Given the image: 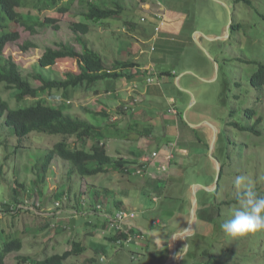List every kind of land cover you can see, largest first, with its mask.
<instances>
[{
    "label": "rangeland",
    "instance_id": "obj_1",
    "mask_svg": "<svg viewBox=\"0 0 264 264\" xmlns=\"http://www.w3.org/2000/svg\"><path fill=\"white\" fill-rule=\"evenodd\" d=\"M27 1V6L19 8L27 16L30 12L61 19L58 29L38 25L37 33L23 25L10 24L11 29L20 31L21 37L9 42L4 54L13 57L23 75L35 85L41 84L34 78L37 72L58 78L63 76V71H79L76 58L60 59L57 65L45 68L38 62L46 48H55L61 43L82 50L78 36L102 55L107 67H112L116 59L150 65L143 82L137 86L124 78L105 79L94 87L71 88L61 103L65 111L96 125L105 127L109 119H114L122 129V136L108 139L109 154L116 158L130 157L129 149L134 150L142 143L145 149L141 154L147 156L149 164L155 165V170L133 175L112 169L97 176L82 177L74 173L69 177V162L56 157L45 173L40 170L43 165L40 159L63 135L33 131L21 139L4 123V117H0V229L3 230H0V253L4 240L17 236L12 234L15 229L28 231L23 248L10 253L6 257L7 264H28L18 260L20 255L44 258L62 253L72 247V240L81 241L88 249L92 238L86 233L96 228L100 231L93 240L98 243L102 239L110 250L93 248L91 252L86 249L83 254L71 256L65 264H88L86 259L90 255L96 261L104 257L102 264H158L160 254L159 264H164L174 245L176 255L169 264H208L209 259L212 264H264V230L232 238L221 228L232 209L239 206L233 183L236 176L247 177L257 192L264 195V87L256 88L251 83L258 64L264 63V0H160L161 5L156 0H94L102 6L120 8L116 16L99 21L89 20L82 14L91 0H74L71 4H68L71 0H59L60 5L70 7L64 14L49 2H45L40 12L34 0ZM159 10L166 12V23L155 33L154 13ZM74 21L88 22L89 33H75ZM196 33L201 34L206 51L196 42L195 37L199 36ZM26 41L36 46L24 51L21 46ZM153 57L157 59L152 62ZM165 70L173 74L158 75ZM151 75L154 79L148 82L147 76ZM16 92L17 89L9 90L0 83V95L11 107H26L35 101L33 98L19 100ZM53 94L61 95V92ZM53 97L58 98L48 94L43 100L51 102L49 99ZM55 102H60V98ZM252 107L256 115L250 117L244 110ZM173 108L180 114H175ZM102 110L109 118L94 114ZM259 117L263 119L260 121ZM202 122H211L218 128L213 154L223 166L219 176L210 157L213 129L204 127L205 123L200 128L191 125ZM251 127H255V131ZM111 130L115 131V127L111 126ZM168 138L171 141H167ZM75 139L70 138L69 146L77 143ZM92 142L93 139L88 140L87 148ZM169 149L175 154L185 149V153L176 154L178 157L174 154L173 161L176 160L171 163L172 167L169 163L164 170L165 162H162L157 168ZM153 151H158L159 157L153 156ZM216 179L213 190L202 188L198 193L195 232L186 239H171L170 233L177 226L188 227L193 185H212ZM156 183L163 188L156 190ZM16 188L20 190L16 192L20 204L16 207L11 203L12 209H25L18 217L2 210V202L11 200ZM38 190L43 196L37 201L41 200L43 206L32 205ZM93 192H98L97 198ZM115 199L123 200L125 209L132 210L135 221H141L145 228L152 227L153 220L160 221L156 223L157 228L167 230L164 242L159 241L166 246L163 254L152 251L151 258L137 257L135 243L118 246L105 237L108 233L105 229L92 225L100 220V217L86 216L94 210L93 206L98 214L107 215L109 205L117 206ZM96 200L98 203H94ZM49 207L56 211L53 216H59L58 212L76 211L77 214L65 213L68 229L59 226L57 231L51 230L54 223H62L58 217L49 220L48 229L43 226L48 222L45 216L49 213L45 209L50 210ZM139 216H143V220ZM72 227H75L76 239L72 236ZM186 246L183 257L178 258V253Z\"/></svg>",
    "mask_w": 264,
    "mask_h": 264
},
{
    "label": "trees",
    "instance_id": "obj_2",
    "mask_svg": "<svg viewBox=\"0 0 264 264\" xmlns=\"http://www.w3.org/2000/svg\"><path fill=\"white\" fill-rule=\"evenodd\" d=\"M73 1L74 0L69 1L70 3L68 4H71ZM45 2H49V5L58 6V11L63 14L70 10L68 4L60 5L59 0H34V6L42 12L46 6ZM27 5V0H0V83H4L5 87L9 90L17 89L18 92H16V97L19 100L23 98H33L35 101L26 107L13 108L11 107V103L0 95V117H4V123L11 127L12 132L21 139L27 137V135L33 131L45 132L48 134L60 133L63 135V138L55 142L44 157L40 159L43 162L40 170L43 172H47L56 157H60L69 162V177L74 173H78L82 177H91L104 174L112 169L121 171L129 170V162L126 161L124 157H113L109 154L107 149L109 138L122 136V133H120L122 129L119 128L118 123L109 119V123H107L105 127L103 125H96L89 120L65 111L61 102L65 95H68V91L71 88L83 86L94 87L99 81L105 79L142 78L149 72L148 69H142L141 62L139 61L126 59H116L113 61L112 67H107L102 55L93 48H90L86 42L78 36V40L83 46L82 50H77L76 47L71 44L61 43L58 47L46 48L38 62L40 66L45 68L57 65L60 59L76 58L79 64V71H63V76L58 78H49L45 74L37 72L34 74V78L41 84L35 85L33 81L23 75L20 65L13 57H6L4 54L6 45L9 42L17 41L21 37L20 31L11 29L10 24H20L25 26V28L32 33H37L38 25H41V27H53L58 29L61 19L59 16L32 15L30 12V15L27 16L19 9ZM119 12V7L102 6L94 0H91L88 9L82 11V14L89 20L99 21L116 16ZM72 29L75 33L81 32L86 34L89 33L91 25L88 22L74 21L72 23ZM35 46L33 42L26 41L21 47L24 51H27ZM164 73L173 74L172 71L167 70L162 71L159 75ZM251 83L254 87L263 89L264 63L260 62L258 64V69L251 77ZM62 91H64V93ZM53 92H61V95L53 94ZM48 94L60 97V102L56 103L54 101L57 100V97L50 98L49 101L51 102L43 100V97H48ZM68 102H71V100H68ZM88 112L90 111L88 110ZM244 112L250 117L256 115L254 107L245 109ZM178 113L180 114L179 110ZM94 114L109 118L108 113L103 110ZM262 119V117L258 118L260 121ZM111 126L115 127V131L111 130ZM251 129L255 131V127H251ZM72 137H75V141H77L73 147L69 146V140ZM200 138L203 141L202 137ZM90 139H93V142L90 147L87 148L86 145ZM158 187L162 189L163 185L158 184ZM17 191L20 192L18 188L14 189L15 195L11 200L2 202V210H5V212L8 211V214L16 217H18L20 212L24 209L22 207H20L19 210L17 209V211H13L14 209H12L13 205L17 207L18 204H20L19 199H17ZM37 192L38 196H33V198H36L34 204H37V200L40 199V196H43L40 190ZM98 195V192L94 193V197L97 198ZM11 203L13 205H11ZM41 205L43 206V202L40 200L39 206ZM12 211L13 213H11ZM51 218V216L47 217L48 222L43 225L47 229L50 226L49 224H51L49 223ZM202 218L206 219L205 217ZM207 221L211 222V220ZM106 223L107 221L104 223L102 222V226L105 227ZM59 226L64 227L67 225L64 223H54L51 230L57 231L56 227ZM0 230L3 231L2 229ZM12 234H16L17 236L9 240H4L1 247L0 264H7L6 257L10 253L20 251L23 248L24 238L28 234V231L26 229L20 231L17 228ZM125 236L127 237V235L123 233H118L115 236L108 235L107 237L114 242L118 237L125 238ZM71 245V248L64 250L62 253H53L51 255H46L44 258L21 255L17 258L20 262H27L28 264H65L71 256L83 254L86 250V246L79 240H72ZM188 254L189 252L187 256ZM89 262V264H94L95 258L93 257ZM207 262L208 264L213 263L211 259Z\"/></svg>",
    "mask_w": 264,
    "mask_h": 264
},
{
    "label": "crops",
    "instance_id": "obj_3",
    "mask_svg": "<svg viewBox=\"0 0 264 264\" xmlns=\"http://www.w3.org/2000/svg\"><path fill=\"white\" fill-rule=\"evenodd\" d=\"M164 11H166L165 9H164ZM165 15H166V12H165ZM199 35V36H197L198 37V39L201 41V39H200V33H196V35ZM202 42V41H201ZM155 59H157V57H153L152 58V62L155 60ZM124 60V59H123ZM150 67V65H148V66H145V65H142L141 66V68L143 69V68H149ZM165 71H167V70H165ZM157 72V71H156ZM158 75H159V73H158ZM147 77H149V76H147ZM151 77H154V76H152L151 75ZM178 77V76H177ZM176 77V78H177ZM180 78V77H179ZM207 78V77H206ZM124 79H126V78H124ZM142 79V80H141ZM127 81H131L132 82V85H133V83H134V85H138V83L139 82H143V80H144V77H142V78H139V77H135V78H131V79H126ZM177 80H178V78H177ZM112 84H114V83H112ZM116 84V83H115ZM145 96H146V94H145ZM171 100H174V97H171ZM175 106V105H174ZM178 111V110H177ZM175 114H178V112L177 113H175ZM114 120V119H113ZM202 123H205V122H202ZM211 123V122H210ZM193 124H197V123H193ZM129 127L131 126V123H130V121H129V123L127 124ZM127 126V127H128ZM204 127H209L208 125H206V124H204L203 125ZM201 127V125L199 126V127H197V128H200ZM206 130V129H205ZM207 131V130H206ZM205 131V132H206ZM165 133H168V131H166ZM166 135V134H165ZM167 141H171L170 140V138H168V140ZM145 144V143H144ZM176 144H177V141H176ZM179 144V143H178ZM165 145V144H164ZM162 147V146H161ZM143 148L145 149V147L142 145V143L141 144H138L137 145V147L134 149V150H132V149H129V153H130V157L129 156H125V155H122V157H124L125 159H126V161H128L129 162V166H128V169L129 170H127L126 172H128V174H132L133 173V175H135L134 174V172H135V170L139 167V166H141L142 164H143V162L145 163H147V169L150 171L151 169L152 170H155V165H153V164H149L148 163V160H147V156L145 155V156H143L144 154H141L142 152H143ZM168 149V148H167ZM174 149V148H173ZM172 149V150H173ZM183 150V152H181V153H179V152H176V154H184L185 152V149H182ZM173 152H174V150H173ZM146 154V153H145ZM174 154H175V152H174ZM175 154V155H176ZM178 155H176L177 157H178ZM159 157V156H158ZM176 158V157H175ZM176 159H174V161H175ZM178 160V159H177ZM174 161H172V164H173V162ZM162 162L164 163L165 162V156L163 155L162 157H161V160L158 162V166H157V168L159 167V164L161 163L162 164ZM172 164L170 163V166L172 167ZM146 169V170H147ZM146 170H145V172H146ZM151 170V171H152ZM134 171V172H133ZM132 172V173H131ZM144 172V173H145ZM153 172V171H152ZM137 174V173H136ZM137 175H139V174H137ZM148 176H149V178L151 177V175L150 174H148ZM156 186H158V183H156ZM156 190H160V187H157V189ZM201 190V189H200ZM200 190L198 191V193L200 192ZM155 191H153L152 193H154ZM93 195H94V192H93ZM13 197V196H12ZM156 199V198H155ZM164 202H166L165 200H164ZM198 202H199V198H198ZM94 203H98L97 202V200H96V202H94ZM114 203V202H113ZM115 203H117V206H114V205H109L107 208H109L108 210V214L107 215H105V213H100V214H98L99 213V211H97L96 209H95V206H93V208H94V210L93 211H90V212H88V214L86 215L88 218H91L92 216L94 217H97V218H99L100 217V220H99V222H94V223H92V222H88V224L89 223H92V225L94 224L95 226V228L96 227H100V228H104L103 226H102V222L104 223L105 221H106V219L107 218H110V217H112L113 215H114V212H115V209H117V210H119V209H121V208H123L124 207V209L126 208L125 207V204H124V202H123V200H116L115 199ZM120 203H122V204H120ZM141 204L143 205L144 203H143V200H141ZM121 205V206H120ZM147 208H150L148 205L146 206ZM51 207H49V209H50ZM80 208H81V206H80ZM132 209V208H131ZM68 210V209H67ZM127 210H129V209H127ZM45 211H46V213H49V214H47V216H45V218L46 217H48V216H51V217H58L59 218V222H62V223H64L65 225H67V226H65L64 227V229H68V221H67V219H66V215H65V213L66 212H70V213H76V211L75 210H71V211H65V212H63V214H60V212H58L59 213V216H53V215H55L56 213V211L53 209H50V210H48V209H45ZM132 211V210H131ZM181 213V212H180ZM77 214V213H76ZM83 217H85L84 215H82ZM142 217V218H141ZM138 218V217H137ZM146 218V217H145ZM135 219L136 218H134V219H130V220H128L126 223H125V226L127 227V228H129V229H131L132 231H137V230H139V231H142L143 233H144V235H143V237L142 238H139V239H136L135 241H133L132 243H135L136 245L135 246H137V251H135V253H136V256L138 257V256H149L150 258H151V256H153L152 254H151V252L152 251H155V253H162V252H165L166 251V246L164 245V244H161V243H163L164 242V240H165V238H164V236H165V234L167 233V230H160L159 228H157V225H156V223L157 222H160L159 220H156V222H155V220H153L152 221V227H149V228H145L142 224H141V221H135ZM139 219L140 220H143V216H139ZM169 223H171L170 221H169ZM197 225V224H196ZM74 228L75 227H72L71 229H73V233H72V236H74V238H75V231H74ZM62 229H63V227H62ZM98 231H100V230H98L97 228H96V230H94V231H92V230H89V231H87V233H86V236H90L91 238H92V240H91V244L89 245V248L87 249V247H86V249H87V251H91V250H93V248H95V249H99V250H101V251H108V250H110L109 248V246H108V243H106L105 241H103L102 239H99L100 240V242H96L95 240H93V236L94 235H98ZM77 235V234H76ZM78 236V235H77ZM101 236H103V235H101ZM78 237H80V236H78ZM105 237H107L106 235H105ZM76 239V238H75ZM161 243H160V242ZM72 243V242H71ZM160 243V244H159ZM156 244V245H155ZM86 246V245H85ZM113 248V247H112ZM86 251V250H85ZM84 251V252H85ZM92 252V251H91ZM151 254V255H150ZM159 255V254H158ZM159 258L161 257V254L158 256ZM135 258V257H134ZM159 258H157V262H158V264H159ZM90 259H93V256L92 255H90V257L88 258V259H86V260H88V264L90 263L89 261H90ZM97 259L95 258V261H96Z\"/></svg>",
    "mask_w": 264,
    "mask_h": 264
},
{
    "label": "clouds",
    "instance_id": "obj_4",
    "mask_svg": "<svg viewBox=\"0 0 264 264\" xmlns=\"http://www.w3.org/2000/svg\"><path fill=\"white\" fill-rule=\"evenodd\" d=\"M233 183L239 206L233 208L229 219L222 223L223 232L229 237L241 238L264 230V195H260L243 175L236 176ZM191 224L183 229L177 226L170 233L171 239L185 238L193 231ZM186 249L187 246L178 253V258L183 257Z\"/></svg>",
    "mask_w": 264,
    "mask_h": 264
},
{
    "label": "built area",
    "instance_id": "obj_5",
    "mask_svg": "<svg viewBox=\"0 0 264 264\" xmlns=\"http://www.w3.org/2000/svg\"><path fill=\"white\" fill-rule=\"evenodd\" d=\"M157 1V3L159 4V5H161L162 3H161V1L160 0H156ZM154 18L156 19V21H157V23L155 24V33H158V32H160L161 31V29H162V27L165 25V23H166V15H165V12H162L161 10H159V11H156L155 13H154ZM157 37V36H156ZM155 46V45H154ZM154 46H152V49L151 50H154L155 49V47ZM153 79H154V77H148V82H151V81H153ZM58 98H60V97H58ZM57 98V99H58ZM173 110H174V112L175 113H177L178 111L175 109V108H173ZM153 156H155V157H158L159 156V152L158 151H153V154H152ZM165 163L162 165V168L164 169V170H166L167 169V165L169 164V163H171L172 161H173V158H174V152H173V150L172 149H169V150H167L166 152H165ZM147 169V163L145 162H143V164L141 165V166H139L136 170H135V172H134V174H143L144 172H145V170ZM132 173V172H131ZM133 174V173H132ZM37 206H39V201H37ZM57 204H59V203H57ZM32 205H34V202H32ZM58 206H60V204L58 205ZM22 208H24V207H22ZM99 208H101V205H99ZM99 210V209H98ZM135 218V213L134 212H132L131 210H127V209H124V208H121V209H119V210H117L116 212H115V214L112 216V217H110V218H108V219H106V221H107V223H106V225H107V227H106V225H105V227H104V232L106 231V232H108V233H106V235H111V236H115V235H117L118 233H123V234H125V235H127V237L125 236V238H117L115 241H114V243L115 244H117L118 246H122V245H124L125 243H127V244H130V243H132L133 241H135L136 239H139V238H142L143 237V235H144V233L142 232V231H139V230H137V231H132L131 229H129V228H127L126 226H125V223L128 221V220H130V219H134ZM54 226V225H53ZM109 229V230H108ZM104 256V255H103ZM133 258H134V256H133ZM105 261H104V257H101L98 261H96L95 263L96 264H102V263H104Z\"/></svg>",
    "mask_w": 264,
    "mask_h": 264
},
{
    "label": "water",
    "instance_id": "obj_6",
    "mask_svg": "<svg viewBox=\"0 0 264 264\" xmlns=\"http://www.w3.org/2000/svg\"><path fill=\"white\" fill-rule=\"evenodd\" d=\"M210 38V37H208ZM215 38V37H214ZM196 39V42L198 43V45L204 49L206 51V49L204 48L203 44L201 43V41L198 39V37L196 36L195 37ZM179 79V77H178ZM206 125H208L209 127H211L213 129V133H212V137L210 138V141H211V151H210V157L213 159L214 161V164H215V167L217 169V175L219 176L220 172H221V163L219 161V159H217L213 152H214V148H215V141H216V138H217V131H218V128L210 123V122H205ZM192 127H199L200 125H203V123H199V124H192ZM218 179V177H217ZM215 181V183H213L212 185H202V184H194L193 185V189H192V208H191V212H190V221H189V224H188V227L190 225V223H193L191 224L192 228H193V231H191L190 233H187L185 238L183 239H186L189 235L193 234L196 230V223H197V210H198V206H199V202H198V191L202 188H205L207 190H213L215 187H216V184H217V180ZM187 243V242H186ZM173 246V244H172ZM174 249L171 248V253H170V258L164 263V264H169L171 262V259L173 257H175L176 255V245H174Z\"/></svg>",
    "mask_w": 264,
    "mask_h": 264
},
{
    "label": "bare ground",
    "instance_id": "obj_7",
    "mask_svg": "<svg viewBox=\"0 0 264 264\" xmlns=\"http://www.w3.org/2000/svg\"><path fill=\"white\" fill-rule=\"evenodd\" d=\"M53 100V99H52ZM55 101V100H54ZM104 208V207H103ZM171 262H173V261H171Z\"/></svg>",
    "mask_w": 264,
    "mask_h": 264
}]
</instances>
